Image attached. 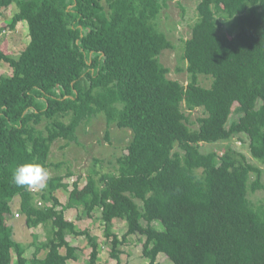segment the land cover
I'll use <instances>...</instances> for the list:
<instances>
[{
  "label": "trees",
  "instance_id": "1",
  "mask_svg": "<svg viewBox=\"0 0 264 264\" xmlns=\"http://www.w3.org/2000/svg\"><path fill=\"white\" fill-rule=\"evenodd\" d=\"M165 3L0 0V16L15 6L2 26L26 21L29 33L17 57L0 40V64L11 68L0 74V264L13 254L15 264H69L79 250L67 234L85 237L83 264H99L97 237L65 218L70 207L98 213L115 264H126L119 246L136 234L146 264H161L160 253L173 264H264V203L248 197L264 187V168L230 145L235 137L248 143L264 166V0H198L183 42L186 84L169 78L159 59L173 47L157 25ZM200 75L212 78L209 86ZM183 105L203 111L197 127ZM98 114L131 132L115 171L94 170L83 187L73 181L64 204L55 194L69 188L63 175L50 176L43 190L13 182L21 164L48 169L53 142L77 141L78 128ZM219 142L228 144L201 149ZM14 210L31 230L47 229L29 259L7 221ZM114 219L125 222L121 235L111 231Z\"/></svg>",
  "mask_w": 264,
  "mask_h": 264
},
{
  "label": "rangeland",
  "instance_id": "2",
  "mask_svg": "<svg viewBox=\"0 0 264 264\" xmlns=\"http://www.w3.org/2000/svg\"><path fill=\"white\" fill-rule=\"evenodd\" d=\"M197 4L198 0H166L163 5L159 18L157 21L158 28L162 30L171 41L173 47L164 49L160 56V62L169 69L168 77L176 79L183 84L188 81V72L186 70V61L182 57L183 53V42L190 36L191 26L197 16ZM14 4L12 6L3 8V13L0 16L1 21L8 22L14 11ZM16 10V9H15ZM0 21V40L4 41V47L6 45V52L11 53L14 57L20 54V51L26 47L29 41L28 25L26 21H22L21 25L11 30L6 26H2ZM11 68L5 62L0 64V74H10ZM212 80V78H211ZM211 80L209 77L200 75L199 82L203 86H209ZM183 110L188 116V124L190 127H197V118L203 114L200 108L194 110H188L183 105ZM130 130L124 127H117L114 125H108L103 115L94 116L88 124H82L77 130V141L67 142L64 139H58L53 142L50 153L51 165L48 168L50 176L63 175L64 181L68 183L67 189H57L55 194L58 199L64 204L68 200L69 189L72 188L73 181L78 180L79 186L83 187L86 183V178L89 173L96 170L99 173L113 172L116 168V159L127 152L126 146L130 139ZM227 142L219 143H204L201 146L203 152L223 149ZM230 145L238 151L244 153L249 161L253 164L259 165L264 168L263 165L259 164L249 152L248 143H243L232 138ZM96 159L98 160L96 162ZM71 173V175H68ZM254 176L250 178L253 181ZM261 182L264 184V172L261 176ZM35 189V188H33ZM248 197L255 205L264 203V187L257 188L254 191L248 193ZM14 198L12 206L16 205ZM81 209V207L79 208ZM68 216L74 218L77 226L83 227L81 220H87V215H84L81 210L77 208H69ZM16 211V210H14ZM66 211V210H65ZM96 213V212H95ZM79 216L77 219V215ZM7 221L11 224L13 229V238L20 242L22 246H30L32 240L36 239L34 246L29 247L27 251L28 259L31 258L35 246H40L47 237L46 229L43 225H39L34 229H30L25 224V219L21 215L19 217L13 215H7ZM121 221V220H120ZM123 221V220H122ZM124 222V221H123ZM95 223V222H94ZM22 227V229H21ZM159 229H162L161 224H157ZM125 227L118 225L117 223L112 226L111 231L121 235L125 231ZM34 232V233H32ZM91 234L97 237V241L100 245V251L98 255L99 264H115L116 259L110 256V239L104 236V226L90 228ZM35 234V236H34ZM67 240L72 245H76L80 251L82 248L79 246L85 244L86 239L82 236H73L67 234ZM36 237V238H35ZM130 239H127L125 243L119 246L122 250L120 257L121 261L126 264H146L148 259L142 255V245L144 237L136 234L130 235ZM90 247H87L79 253L77 260H69V264H83L87 257ZM44 254V251H41ZM40 252V255L43 254ZM157 261L161 264H173L166 255L163 253L158 254ZM15 264V259L13 260Z\"/></svg>",
  "mask_w": 264,
  "mask_h": 264
},
{
  "label": "clouds",
  "instance_id": "3",
  "mask_svg": "<svg viewBox=\"0 0 264 264\" xmlns=\"http://www.w3.org/2000/svg\"><path fill=\"white\" fill-rule=\"evenodd\" d=\"M13 182L17 186H27L43 190L50 179V173L46 167L40 163L27 162L16 167L13 175Z\"/></svg>",
  "mask_w": 264,
  "mask_h": 264
},
{
  "label": "crops",
  "instance_id": "4",
  "mask_svg": "<svg viewBox=\"0 0 264 264\" xmlns=\"http://www.w3.org/2000/svg\"><path fill=\"white\" fill-rule=\"evenodd\" d=\"M2 19L0 18V21H1ZM2 23H4L3 21H1V24ZM21 23L22 22H18L17 23V25H16V28L19 26V25H21ZM60 201V200H59ZM62 203V202H61ZM60 207V206H59ZM58 207V208H59ZM70 208H72V207H70ZM74 208H77L78 210H81V209H79L80 207H74ZM67 209H69V208H67ZM66 209V211H64V216H65V218L67 219V220H73L75 223H76V221L74 220V218H71V217H69L68 216V210ZM17 213V211H14L13 212V215H14V217H15V214ZM83 215V214H82ZM81 215V216H82ZM98 213H96V214H94L93 216H87V220H81L80 222L83 224V227H81V229H83V228H88V229H90V228H93V227H100L101 225H102V222H101V220L98 218ZM95 222V223H94ZM118 224V225H120L121 224V226H124L125 228H126V225H125V222H123L122 220L120 221V219H114L113 220V225H115V224ZM39 226V225H38ZM76 226H77V223H76ZM78 228H80L79 226H77ZM21 229H22V227H21ZM13 230V229H12ZM47 230V229H46ZM14 233V232H13ZM32 233H34V232H32ZM117 233V232H116ZM66 239H67V236H66ZM34 240H36V239H34ZM34 240H32V243L30 244V246H28V247H26V249H25V252H24V256L26 257V258H28V256H27V251H28V249H30L29 247H31V246H34L35 245V243L33 244V242H34ZM72 245V244H71ZM73 246H76V245H73ZM84 246H85V244H83V245H81V246H79V248H84ZM87 246V245H86ZM35 251V248H34V250H33V252ZM41 251H44V250H40V252ZM61 251H63V249L61 250ZM86 251H87V248H86ZM40 252H38V257H43L44 256V254H45V252L46 251H44V254L41 256L40 255ZM82 252V250H80L79 251V253H81ZM33 254V253H32ZM16 257H15V254H13V260L15 259ZM13 260H12V263H14L13 262Z\"/></svg>",
  "mask_w": 264,
  "mask_h": 264
},
{
  "label": "built area",
  "instance_id": "5",
  "mask_svg": "<svg viewBox=\"0 0 264 264\" xmlns=\"http://www.w3.org/2000/svg\"><path fill=\"white\" fill-rule=\"evenodd\" d=\"M38 204H40V202H38ZM15 216H18V214L16 213Z\"/></svg>",
  "mask_w": 264,
  "mask_h": 264
}]
</instances>
